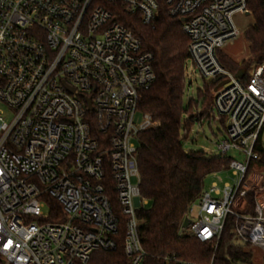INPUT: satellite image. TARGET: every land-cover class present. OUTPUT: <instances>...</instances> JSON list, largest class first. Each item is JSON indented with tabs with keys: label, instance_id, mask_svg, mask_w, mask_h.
Returning <instances> with one entry per match:
<instances>
[{
	"label": "built area",
	"instance_id": "built-area-1",
	"mask_svg": "<svg viewBox=\"0 0 264 264\" xmlns=\"http://www.w3.org/2000/svg\"><path fill=\"white\" fill-rule=\"evenodd\" d=\"M163 1L189 39L186 80L199 73L211 87L210 118L225 128L218 155L230 159L236 176L190 204L182 232L216 249L234 215L239 241L264 256V184L251 188L254 214L234 209L240 198L245 204L248 170L260 158L264 61L243 80L245 72L237 78L219 59L241 35L234 17L248 15L249 0ZM159 4L0 0V264H87L94 252L117 248L120 226L125 256L143 264L137 212L148 200L140 190L137 146L139 134L157 122L139 102L156 75L153 55L118 14L151 24ZM232 150L244 161L227 156ZM50 199L63 220H49L56 217Z\"/></svg>",
	"mask_w": 264,
	"mask_h": 264
},
{
	"label": "trees",
	"instance_id": "trees-1",
	"mask_svg": "<svg viewBox=\"0 0 264 264\" xmlns=\"http://www.w3.org/2000/svg\"><path fill=\"white\" fill-rule=\"evenodd\" d=\"M158 2L159 11L151 24L143 23L139 15L118 14L119 22L140 39L144 51L153 55L156 75L155 82L142 93L139 102L140 111L157 122L156 126L139 134L137 146L140 190L148 200L137 212L140 238L147 252L143 264H167V257L198 264H264V256L257 257L256 248L239 241L234 215H228L216 249L214 244L200 242L195 236L182 232L188 207L206 190V177L229 171L230 159L220 155L208 157L203 151H186L183 147L182 132L188 134L196 118L198 123L210 119L211 87L204 84L198 100L192 99L190 110L186 109L183 97L189 39L181 21L169 14L165 1ZM248 9L253 22L243 31V36L249 60L238 61L223 49L219 52L225 68L234 74L245 70L243 80L264 61V0H249ZM193 107L197 109L196 114L190 113ZM186 113L190 115L184 119ZM263 131L257 143L260 158L251 162L248 174L254 169L264 172ZM254 202L253 194L248 192L238 213L254 214ZM49 206L56 215L49 220H63L59 204L50 199ZM123 234L124 226H120L115 236L117 248L94 252L87 264H131L123 252Z\"/></svg>",
	"mask_w": 264,
	"mask_h": 264
},
{
	"label": "rangeland",
	"instance_id": "rangeland-1",
	"mask_svg": "<svg viewBox=\"0 0 264 264\" xmlns=\"http://www.w3.org/2000/svg\"><path fill=\"white\" fill-rule=\"evenodd\" d=\"M234 20L241 32V35L231 40L227 43V45L223 48L226 54H228L230 57L235 58L238 61L241 60H249L248 51H247V43L243 36V31L252 24L253 17L248 15H236L234 17ZM189 66L191 65V61L188 62ZM250 71V70H248ZM190 72V70H189ZM205 84L204 79L201 77L199 73H196L195 76H193L192 82H190V79L186 80V87L184 92V104L186 106V109L188 111L190 110V101L192 99L198 100L199 97V91L203 89ZM201 110V106H199L198 111ZM190 113L196 114L197 109L195 107L192 108ZM190 113H186L184 115V119H187V117L190 115ZM182 144L186 151H203L206 156H215L219 154V141H221L225 137V128L220 122V120L215 117V115H212L209 120L202 121V122H196L191 127L188 134L185 133V131L182 132ZM262 141L264 144V131L262 135ZM227 156L232 157L238 161L243 162L245 159V156L243 153L232 150L230 151ZM236 176L233 175L231 171H223L218 172L215 174L208 175L205 179V189L209 190L213 184H217V186L220 189H223V187L229 183L233 184ZM248 182L244 183V186L247 188H250V193L252 194V189H257L259 187H262L264 184V172L254 169L249 174H247ZM252 188V189H251ZM249 190V189H248ZM259 195V191L257 192ZM244 199L240 198L234 207L235 210L240 212ZM243 204V203H242ZM262 252L258 249H256V255L257 257L261 258ZM263 255V254H262Z\"/></svg>",
	"mask_w": 264,
	"mask_h": 264
},
{
	"label": "water",
	"instance_id": "water-1",
	"mask_svg": "<svg viewBox=\"0 0 264 264\" xmlns=\"http://www.w3.org/2000/svg\"><path fill=\"white\" fill-rule=\"evenodd\" d=\"M249 14V12H248ZM245 70L244 69H240L237 73H236V77L237 78H241L244 74ZM189 225V220L187 218L184 219L183 222V227L186 228Z\"/></svg>",
	"mask_w": 264,
	"mask_h": 264
}]
</instances>
